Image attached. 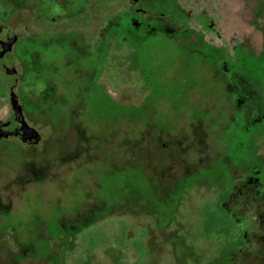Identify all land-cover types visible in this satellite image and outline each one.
<instances>
[{"label": "rangeland", "instance_id": "rangeland-1", "mask_svg": "<svg viewBox=\"0 0 264 264\" xmlns=\"http://www.w3.org/2000/svg\"><path fill=\"white\" fill-rule=\"evenodd\" d=\"M61 8L4 45L0 264H264V0Z\"/></svg>", "mask_w": 264, "mask_h": 264}, {"label": "flooded vegetation", "instance_id": "flooded-vegetation-1", "mask_svg": "<svg viewBox=\"0 0 264 264\" xmlns=\"http://www.w3.org/2000/svg\"><path fill=\"white\" fill-rule=\"evenodd\" d=\"M36 1V0H35ZM132 5L141 6L146 5L150 0H131ZM153 1V0H152ZM55 2L57 3L56 5ZM39 3H34L32 0L31 4L19 5L14 9L12 13L3 11L0 13V72H6L9 70L8 63H13V58H6V48L4 45H8L13 39L12 45L18 44L21 39V35L27 33L33 34H44V33H56L59 32V28L69 29L78 27L81 28L80 15L83 11L78 10L76 13L70 12V10L63 9L64 11L55 12L53 7H63L64 0H39ZM69 15L72 16L73 20L70 21ZM76 18V19H75ZM53 43L50 42V45ZM4 64V61H7ZM10 71H13L10 68ZM0 85H8L6 77L0 78ZM11 87V85H10ZM12 93L9 95L8 105L10 106V114L5 119H0V126H8V131L0 132V138L5 143H17L19 145H36L35 141L41 138L38 137V132L35 127L30 125L23 115L20 114V103L18 101V95L16 89H11ZM11 126V128L9 127ZM13 125V126H12ZM34 139V140H33Z\"/></svg>", "mask_w": 264, "mask_h": 264}]
</instances>
